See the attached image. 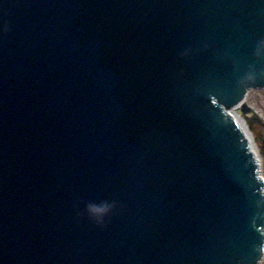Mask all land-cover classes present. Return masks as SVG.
<instances>
[{"label": "water", "instance_id": "95a60500", "mask_svg": "<svg viewBox=\"0 0 264 264\" xmlns=\"http://www.w3.org/2000/svg\"><path fill=\"white\" fill-rule=\"evenodd\" d=\"M261 38L264 0H0L21 264H256L263 182L217 104L264 84Z\"/></svg>", "mask_w": 264, "mask_h": 264}, {"label": "rangeland", "instance_id": "374dc122", "mask_svg": "<svg viewBox=\"0 0 264 264\" xmlns=\"http://www.w3.org/2000/svg\"><path fill=\"white\" fill-rule=\"evenodd\" d=\"M245 101L250 106V111L246 114L240 113L239 109L237 111L244 116L246 125L251 131L253 144L260 153V173L264 175V88L250 89L246 93ZM262 256L257 264H264V253Z\"/></svg>", "mask_w": 264, "mask_h": 264}, {"label": "bare ground", "instance_id": "6f19581e", "mask_svg": "<svg viewBox=\"0 0 264 264\" xmlns=\"http://www.w3.org/2000/svg\"><path fill=\"white\" fill-rule=\"evenodd\" d=\"M260 88H264V84L260 85V86L255 85V86L246 87L245 90H243L244 92L241 93L240 97L237 98V100L233 101L232 104L228 105V107H226L221 102H219L217 104L218 108L220 109V113H222V116L226 117L228 120H230L231 122L234 123V126H236L237 131L241 135V139L245 140V143L248 144V149H249L250 153L253 154V157L255 158L256 163L258 164L257 168H259L261 165L260 153H258V149L253 144L251 131L248 129V125H246V121L244 120V116H241L240 113L246 114V113H248V111H250V106L247 105L246 101H245L246 93L250 89H260ZM242 105L246 106L247 111H242ZM238 109H239L240 113L237 111ZM257 173H259V178L261 177V181L263 182V187H264V175L262 173H260V168H259V170H257ZM262 231L264 233V230H262ZM262 250H264V249H262ZM263 253H264V251L262 252V255H263ZM259 260L256 262V264L259 263Z\"/></svg>", "mask_w": 264, "mask_h": 264}, {"label": "clouds", "instance_id": "9594fccd", "mask_svg": "<svg viewBox=\"0 0 264 264\" xmlns=\"http://www.w3.org/2000/svg\"><path fill=\"white\" fill-rule=\"evenodd\" d=\"M253 54L257 59H264V38L257 40ZM255 74L256 67L255 65L250 64L247 72L245 73V78L251 80L254 78ZM114 207V203L106 201L101 203L88 202L80 214L87 216L97 225H103Z\"/></svg>", "mask_w": 264, "mask_h": 264}, {"label": "snow or ice", "instance_id": "6c2138e0", "mask_svg": "<svg viewBox=\"0 0 264 264\" xmlns=\"http://www.w3.org/2000/svg\"><path fill=\"white\" fill-rule=\"evenodd\" d=\"M215 102V101H214Z\"/></svg>", "mask_w": 264, "mask_h": 264}]
</instances>
